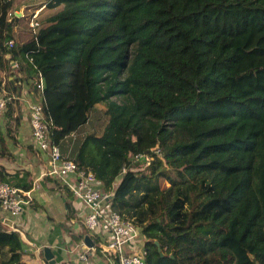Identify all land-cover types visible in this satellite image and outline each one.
<instances>
[{"label": "trees", "instance_id": "obj_1", "mask_svg": "<svg viewBox=\"0 0 264 264\" xmlns=\"http://www.w3.org/2000/svg\"><path fill=\"white\" fill-rule=\"evenodd\" d=\"M22 5L17 15L16 0H0V157L23 106L4 71L30 79L35 99L41 73L57 144L105 102L100 133H85L70 157L140 229L146 264H264V0ZM21 172L0 163V182L28 190ZM5 218L0 264H32ZM85 234L96 243L85 229L76 240Z\"/></svg>", "mask_w": 264, "mask_h": 264}, {"label": "built area", "instance_id": "obj_2", "mask_svg": "<svg viewBox=\"0 0 264 264\" xmlns=\"http://www.w3.org/2000/svg\"><path fill=\"white\" fill-rule=\"evenodd\" d=\"M17 14L18 11L14 10ZM33 14L29 24L36 28L38 21ZM13 40H8L9 46ZM35 86L39 98L28 101V117L34 148L38 153L47 156V162L41 169L37 180L50 177L60 183L61 188L70 194L72 209L77 218L74 222L81 223L85 230L97 238L98 245L106 264H146L144 256V235L140 229L129 221L121 218L119 212L110 206L107 193L102 190L101 181L94 173L80 167L71 157L64 156L59 144L52 140L54 120L46 109L44 95V79L40 73ZM9 93L8 90H6ZM5 108V98L0 91V120ZM133 158L148 164L151 156L135 153ZM125 168L122 169V172ZM34 186L35 183H34ZM30 190L7 181L0 182V211L5 217L19 216L24 206L30 201ZM88 247V246H87ZM81 257H84L81 255Z\"/></svg>", "mask_w": 264, "mask_h": 264}, {"label": "crops", "instance_id": "obj_3", "mask_svg": "<svg viewBox=\"0 0 264 264\" xmlns=\"http://www.w3.org/2000/svg\"><path fill=\"white\" fill-rule=\"evenodd\" d=\"M4 81L6 90L15 92V94L17 91L19 101L21 100L23 106L17 138L14 141L8 135L6 136L7 148L11 154L1 156L0 163L5 164L11 173L18 170L21 175V171L27 170L29 172L27 179L33 182L31 188L28 189L30 190L29 203L24 206L19 216L7 217L12 221L8 226L20 232L26 256L30 257L32 264H48L43 253L46 245L51 248L57 264H106L100 250L93 249L94 244L87 247L85 241L76 240L78 233L84 227L81 223L74 222L77 216L73 218L71 214L67 218L69 213L66 206L72 208L70 194L61 188L59 182L50 177L37 180L41 169L47 162V156L44 153H38L32 143L28 101L33 100L34 95L29 88L30 79L22 78L15 71H4ZM15 184L19 185L20 182ZM73 213L75 214V211ZM52 232L56 234L50 240ZM57 254L61 258L57 259Z\"/></svg>", "mask_w": 264, "mask_h": 264}, {"label": "rangeland", "instance_id": "obj_4", "mask_svg": "<svg viewBox=\"0 0 264 264\" xmlns=\"http://www.w3.org/2000/svg\"><path fill=\"white\" fill-rule=\"evenodd\" d=\"M30 0H16L17 5L25 4L26 2H29ZM22 8V7H21ZM21 10V9H19ZM21 11H18V13ZM104 108H105V102L100 101L98 102L94 109L90 112L88 121L81 124L76 130L65 136L60 141V150L63 154H66L67 156H71L76 151L77 145L81 139V137L91 131H95L96 133H100V130L104 124V121L106 119L104 114ZM56 126H54V129ZM53 129V130H54ZM142 164V163H140ZM139 164V165H140ZM144 237V236H143ZM146 237V236H145Z\"/></svg>", "mask_w": 264, "mask_h": 264}, {"label": "water", "instance_id": "obj_5", "mask_svg": "<svg viewBox=\"0 0 264 264\" xmlns=\"http://www.w3.org/2000/svg\"><path fill=\"white\" fill-rule=\"evenodd\" d=\"M17 15H20V13H17ZM5 222L8 223L9 225H11L12 223L11 219L9 218H5ZM84 241L87 246L93 245V241L91 240L88 234L84 235ZM155 242L158 243L157 241ZM43 253H44V257L48 261V264H57L55 258L53 257V252L51 251V248L48 245L44 246Z\"/></svg>", "mask_w": 264, "mask_h": 264}, {"label": "clouds", "instance_id": "obj_6", "mask_svg": "<svg viewBox=\"0 0 264 264\" xmlns=\"http://www.w3.org/2000/svg\"><path fill=\"white\" fill-rule=\"evenodd\" d=\"M21 14V12H19ZM5 82V81H4ZM5 87H6V84H5ZM12 92V91H11ZM34 98V97H33ZM35 99V98H34ZM23 105V104H22Z\"/></svg>", "mask_w": 264, "mask_h": 264}]
</instances>
